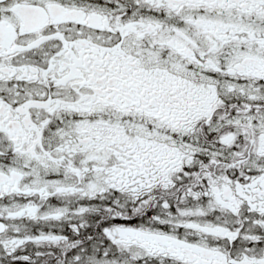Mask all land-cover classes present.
<instances>
[{
	"label": "snow or ice",
	"instance_id": "obj_1",
	"mask_svg": "<svg viewBox=\"0 0 264 264\" xmlns=\"http://www.w3.org/2000/svg\"><path fill=\"white\" fill-rule=\"evenodd\" d=\"M0 264H264V0H0Z\"/></svg>",
	"mask_w": 264,
	"mask_h": 264
},
{
	"label": "flooded vegetation",
	"instance_id": "obj_2",
	"mask_svg": "<svg viewBox=\"0 0 264 264\" xmlns=\"http://www.w3.org/2000/svg\"><path fill=\"white\" fill-rule=\"evenodd\" d=\"M120 221H117V223H119Z\"/></svg>",
	"mask_w": 264,
	"mask_h": 264
}]
</instances>
